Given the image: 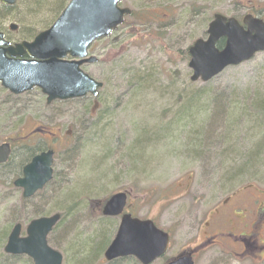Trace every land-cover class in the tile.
<instances>
[{"label":"rangeland","instance_id":"1","mask_svg":"<svg viewBox=\"0 0 264 264\" xmlns=\"http://www.w3.org/2000/svg\"><path fill=\"white\" fill-rule=\"evenodd\" d=\"M21 1L17 0L0 22V31L15 40L24 28L18 22ZM162 5L168 8L169 17L161 15L157 23H142L130 15L108 37L90 46L89 53L98 62L85 64L83 70L103 83L96 97L46 104L37 88L18 96L0 88V143L8 141L14 147L9 165L21 160L25 144L33 148L50 145L54 150L52 179L30 198H23L21 190L11 185V167L0 168V264H33L26 256L13 259L4 253L8 232L19 222L24 236L30 220L65 212L68 204L61 200L66 192L74 197L70 202L73 213L57 223L47 238L49 246L62 255V264H73L71 255L81 242L96 243L102 235L107 243L111 241L119 217L103 216L99 207L111 194L123 190L129 193L127 212L151 219L169 232L166 253L151 263L164 264L195 246L200 220L214 203L233 190L245 188L252 197L264 191V163L250 173L233 169L236 160L217 155L232 154L238 146L244 151L257 140L259 129L246 131L248 124L244 122L233 129L228 145L213 144V149L201 153L187 146L200 125L215 138L224 131L225 120L212 115L211 100L217 91L264 92V51L225 68L206 83L189 80L188 58L181 55L196 38L206 37L214 13L239 20L245 14L264 19V0L121 2L132 10L139 6L158 10ZM24 22L36 24L33 35L45 28L39 22ZM10 23L17 25L16 31L8 29ZM130 23H134L131 27L136 34L131 33ZM195 90L206 92L183 113V98ZM209 95L212 98L208 101ZM34 128L55 133L58 139L51 145L52 136L39 135L38 131L29 138ZM139 132L148 133L149 141L141 148L145 161L133 166L130 160L137 156L134 144L142 135ZM260 157L264 160V154ZM83 183L84 188L78 190ZM195 260L196 264H264V258L237 260L216 246L198 248Z\"/></svg>","mask_w":264,"mask_h":264},{"label":"water","instance_id":"2","mask_svg":"<svg viewBox=\"0 0 264 264\" xmlns=\"http://www.w3.org/2000/svg\"><path fill=\"white\" fill-rule=\"evenodd\" d=\"M121 0H69L58 17L31 41L10 45L0 33V85L18 95L39 88L46 103L53 100L95 96L102 83L94 80L80 66L93 63L96 57L87 56L93 41L106 37L122 23L131 11L118 6ZM16 0H0L7 6ZM10 24V29H15ZM206 38H197L188 47L190 81L207 82L227 66L249 60L264 51V22L245 14L241 24L234 17L215 13L206 29ZM224 40L221 49L216 43ZM10 148L0 144V164L7 161ZM51 150L34 156L22 171L14 186L22 189L23 198L32 196L51 178ZM126 193L111 195L103 204L104 216H120L113 239L103 252L106 261L127 256L140 264H151L167 250L169 237L151 220H140L123 213ZM59 214L31 220L21 237L20 224H15L8 235L4 252L26 255L33 264H62V255L52 249L46 240L48 233L59 220ZM166 264H194L190 253L180 255Z\"/></svg>","mask_w":264,"mask_h":264},{"label":"trees","instance_id":"3","mask_svg":"<svg viewBox=\"0 0 264 264\" xmlns=\"http://www.w3.org/2000/svg\"><path fill=\"white\" fill-rule=\"evenodd\" d=\"M67 1L68 0L21 1L22 12H20L21 14L18 15L19 17L18 22L23 24L24 28L19 32L18 38L28 39L31 36H33V29H34L33 25L35 23L33 24L26 23L24 22L25 20L28 19V22H39L40 25L43 24L45 28H47L52 23V21L57 17L60 11L63 9ZM13 8L14 6H10V7L2 6V5L0 6V22L3 21V18L8 16L9 12ZM162 9L164 10L162 11ZM167 13H168V8L163 5L162 8L158 10L145 9L143 6L142 7L139 6L134 10L131 9V15L134 16L133 20L142 23H157L159 17L160 19H162L163 17H169L170 14ZM161 15H163L162 18ZM262 20L264 21V19ZM126 21L127 18L124 19L122 25L126 23ZM133 24L134 23H130V30L132 31L131 33L136 34L135 32L136 30L132 28L134 27ZM222 45H223V40H220L217 43V47L221 48ZM181 55L185 59L188 58L186 50H183L181 52ZM205 92L206 91L202 92L200 90L188 92L185 95V98H183V102L180 106V110L183 113L184 111H187L194 104H196L195 102L197 100H200L199 98ZM213 96L214 98L211 100L212 96L209 95L210 98L208 97L207 100L209 101L210 99L214 104L213 113H212L213 118L215 119L221 118L225 120L224 131L220 132L219 136L215 138L212 133L209 132L206 133L205 126L200 125L196 128V130H194L195 132L194 134L191 135V138L189 139L187 146H190L195 151L201 153L203 151L213 149L214 148L213 144L215 146L216 144L228 145L229 137L231 136V133H234L233 129L241 125V123L246 122L248 124L246 131L259 129L256 138L257 140H255L252 143V145L247 147V149H245L244 151H242L243 147L240 148V146H238L239 149L233 150L232 154L229 153L230 152L229 151L227 153L220 152L217 155L220 156L221 159L232 158V161L236 160L237 163H234V168H233L235 170L242 169V171L244 170L250 173L253 172V170H255L257 166L262 165L264 163L263 158L260 157L261 155L264 154V92L253 91V92H241L237 94L235 91H230L228 93L224 91H217ZM167 126L164 125V128H166ZM139 135L141 136L140 138H138L139 139L138 144L137 143L134 144V146L138 147L136 150L137 153L136 152L134 153L137 156H133L134 158L130 160L133 166L135 162L139 161L140 164L141 161H145V159L143 158V151L141 148H143V145L147 144L149 141L148 133L139 132ZM238 144L239 143H237V145ZM28 153H31V150L25 148V152H21L19 159H22ZM17 162L18 161H16L15 164ZM81 188H84V183L78 186L77 189L81 190ZM90 190L92 192V188H90ZM66 193L64 194L62 198L63 200H61V202L63 201H65V203L67 202L68 206L66 207L65 212L59 213L60 219L57 223L61 222L67 214L70 215L73 213V211L70 210L72 206L70 202L73 200L74 197H70L69 195H66ZM88 196H84V198ZM107 240L105 239V235H102L100 236V240H98L96 243H89L88 241L81 242L80 247L76 249V251L75 249L73 250L75 252L74 254L71 255V258L74 257V259L71 260V262H73V264H104L105 261L102 259L101 255L108 244ZM86 242L88 243L87 245ZM10 257L13 259L18 258L15 256H10ZM128 261L136 262V260L131 257H125V258H119L113 260L106 264H133L130 262L128 263Z\"/></svg>","mask_w":264,"mask_h":264},{"label":"flooded vegetation","instance_id":"4","mask_svg":"<svg viewBox=\"0 0 264 264\" xmlns=\"http://www.w3.org/2000/svg\"><path fill=\"white\" fill-rule=\"evenodd\" d=\"M11 42H17V39H13ZM7 93L12 95L9 92ZM37 131L41 132L39 135L52 136L51 145L56 138L58 139L55 133L42 128L32 129L28 137L30 138L36 134ZM28 137L26 139H29ZM23 147L30 149L31 153H28L16 164L14 163L15 165L11 166L12 164L9 165V161L12 160L14 147L10 143L8 160L6 163L0 164V168L11 167L12 171L9 174L11 179L14 178L13 181L10 179L12 181L11 185L21 178L23 168L31 162L34 156L48 150H51L54 155V150L50 145L33 148L31 145L25 144ZM14 189L21 190L19 187H14ZM196 236L195 246L188 247L180 252V254L190 253L195 264L198 248L207 246H216L222 253L231 255L237 260L251 258L262 260L264 258V191L256 197H252L243 188L242 190H234L224 196L206 210L200 220Z\"/></svg>","mask_w":264,"mask_h":264}]
</instances>
